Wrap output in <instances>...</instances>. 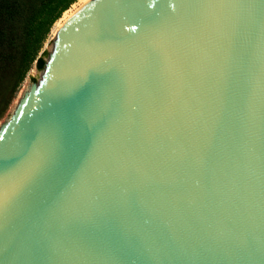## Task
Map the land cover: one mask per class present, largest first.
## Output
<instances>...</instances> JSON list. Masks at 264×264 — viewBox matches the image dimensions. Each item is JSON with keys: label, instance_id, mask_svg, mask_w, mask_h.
I'll use <instances>...</instances> for the list:
<instances>
[{"label": "water", "instance_id": "obj_1", "mask_svg": "<svg viewBox=\"0 0 264 264\" xmlns=\"http://www.w3.org/2000/svg\"><path fill=\"white\" fill-rule=\"evenodd\" d=\"M0 128V264H264V0H91Z\"/></svg>", "mask_w": 264, "mask_h": 264}, {"label": "trees", "instance_id": "obj_2", "mask_svg": "<svg viewBox=\"0 0 264 264\" xmlns=\"http://www.w3.org/2000/svg\"><path fill=\"white\" fill-rule=\"evenodd\" d=\"M78 0H0V119L40 55L56 22Z\"/></svg>", "mask_w": 264, "mask_h": 264}, {"label": "rangeland", "instance_id": "obj_3", "mask_svg": "<svg viewBox=\"0 0 264 264\" xmlns=\"http://www.w3.org/2000/svg\"><path fill=\"white\" fill-rule=\"evenodd\" d=\"M78 2H79V0L76 3H74L68 9V11L72 10L73 9L72 7H74L75 5H77ZM68 11H66V12H68ZM55 25H54V27H55ZM52 30L54 31V28ZM52 30H51V33L49 34L47 40L43 44V47H42L41 52H40V55L42 53H45V56L43 57L44 61H46L49 53L51 52L52 46H53L52 40H53V38H54L55 35H53ZM41 74H42V71H38L36 69L35 65L33 64V66L31 67V69L27 73L25 79L23 80L22 84L20 85V87L18 89V92H17L15 98L13 99V101L11 102V104L9 105V108H8L7 112L5 113V115L3 116V118L0 119V128L4 126V124L6 123V121L9 118V116L11 115V113H12L15 105L18 103V101L20 100V98L25 94L27 88L29 86H32V85L37 84L39 82V80L41 79Z\"/></svg>", "mask_w": 264, "mask_h": 264}, {"label": "bare ground", "instance_id": "obj_4", "mask_svg": "<svg viewBox=\"0 0 264 264\" xmlns=\"http://www.w3.org/2000/svg\"><path fill=\"white\" fill-rule=\"evenodd\" d=\"M91 0H79L77 5L72 7L73 9L64 13L62 18L56 23L54 28V31L52 30L53 35H56L57 32L62 28V26L65 24V22L75 13L77 12L82 6L90 2Z\"/></svg>", "mask_w": 264, "mask_h": 264}]
</instances>
